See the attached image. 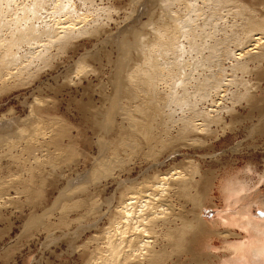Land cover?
<instances>
[{"label": "bare ground", "instance_id": "obj_1", "mask_svg": "<svg viewBox=\"0 0 264 264\" xmlns=\"http://www.w3.org/2000/svg\"><path fill=\"white\" fill-rule=\"evenodd\" d=\"M80 1L79 4L84 6L89 4L87 8L84 7L85 11L78 9L77 3ZM80 1L0 0V93L3 94L7 92L6 90L29 83L31 78L34 79L35 74L42 70L40 65L43 68L58 58L61 53L79 50L77 48L81 41L89 42L92 39L97 41L104 35L103 40L108 41L109 45H113L116 50L117 55L112 61L109 55L112 49L103 52V56L105 55L107 61L111 62L110 65L112 64L111 69L108 68L110 70L108 84L111 91L106 93L104 86L105 90L99 87L104 84H100L98 87L101 90L97 91L102 93L103 100H101L100 108L94 107L97 109L94 110L91 105L92 98L82 106L85 111L94 110L92 126L96 125L99 131L96 149L103 151L112 146L118 156L128 150L130 156L138 157L137 161L140 158L142 163L143 161H149V163L145 166L146 168L140 167L145 170L140 172L139 177H133L130 173L135 162L129 166L126 160H112L118 165L106 166L107 161L104 160L107 156H103L102 161L101 154L99 157L101 161L99 160L98 165H93L97 167L87 172L86 181L84 178L85 184L81 182L83 185L80 188H78L80 185L75 184L76 187L74 183L72 184L73 188L76 187L75 189L84 195L79 207L85 211L88 210L89 213L96 210L98 218L94 220V225L102 216H105L108 221V225L103 229L102 226L101 228L93 226L99 230L96 233L98 235L92 237L93 246L90 247L85 243L88 246L86 245L79 252V256L85 260L84 264H264V218L256 219L257 217L251 216L249 207L242 212L240 209L236 215L229 212L219 220L208 223L200 217L198 212L187 210L184 206V203L190 202L192 206L201 208L214 180L219 176H221L218 180L224 203L228 207L234 206L241 200L242 195L251 189L254 175L258 183L264 178V171L257 174L251 164H246L241 170L224 169L221 175L216 169H207L201 173L198 171L199 166H195L188 172H184V169V171L174 169L176 167L173 168L174 170L161 172L159 168L163 164L161 157L165 153L171 158L178 152L180 146L192 145L193 147L198 144L202 146L205 144V138H203L205 133L213 134V138L217 139L227 131L235 129L237 123H243L246 117L254 116V113L257 115V123L250 125V131L264 132V66L262 65L264 64V0H257V8L241 0L235 2L202 0L207 10V13L202 12L203 15H200V11L204 10L201 9V4H198L199 0H154V4L159 6L157 12H160L159 25L161 26L158 25V29L149 30L152 31L149 33L152 36H148V32L145 31V28L151 25L147 24L150 26L146 27L145 23L140 27L125 26L112 33L113 31L106 29L109 26L105 27L106 24L99 21L103 13L104 19L112 16L110 12H107L112 8H104L105 5L103 8L102 5L99 7L95 0ZM175 4L179 5L177 7L179 10L188 11L189 15L184 19L181 18L177 9V11L172 10ZM91 7L92 12L88 10ZM225 7H227L226 13L231 14L235 19L231 21L230 35H226L228 29L220 24L221 20L217 22L219 10ZM152 8L155 9V6L151 5L150 9L146 8V11H143L151 16L155 13L151 11ZM105 9L108 10L105 11ZM143 11L140 13L146 16ZM143 15L140 14V17ZM199 15L200 18L205 16L202 24L194 23ZM140 17L138 14V20ZM125 18L127 20V17ZM191 22L194 24L192 25ZM209 25L207 30L206 26ZM220 34L222 36L218 37ZM105 43L103 42V45H106ZM230 43L233 44L232 49L229 47ZM85 55L89 57V60L91 58L93 62L98 63L100 54L96 48L95 51H89ZM221 58L231 59V71L252 73L255 81L248 83L244 80L242 82L241 79L236 83L233 78L234 86H236L233 87L236 89L233 88L228 92L226 88L228 85L225 86L227 83L224 82L222 74L225 68L221 67L225 60ZM81 60L79 59L78 62ZM86 64L82 67L83 76ZM86 70H84L85 77L90 70L91 75L94 74L97 77L101 69L91 67L88 73ZM231 80L232 78L229 82ZM159 84H163L162 92L158 90ZM230 85L228 87L231 89ZM170 86H172L171 92L167 89ZM239 86H242L241 90ZM98 87L93 88L98 89ZM229 93L231 96L227 97ZM183 96L191 98L184 99ZM227 98L245 101L244 107L248 109L246 116L239 115V118V113L235 114V103H232L230 107L226 106L228 108L223 110L219 104ZM193 99L194 101H191ZM35 100L33 105H29V116L36 113L43 116L47 112L49 101L44 97L38 99L35 97ZM207 101H210L207 103L210 108L205 109L203 104ZM199 103L202 105L198 108ZM218 105L219 109H217ZM166 106L168 109L164 112ZM176 109H181L183 113L176 116V112L178 113ZM86 113L89 114V112ZM212 125L220 126L221 133L214 134ZM8 126L9 124L0 123V129L8 130ZM65 131L62 125L58 128V123L55 122L49 124L47 131L41 133L35 131L31 138H26L29 147L32 148V161L29 160V166L32 170L34 169V172L32 176L28 174L32 177V182L27 185L20 177L17 178L19 180L8 181L12 184V187L9 185L11 189L16 190L17 197L15 196L16 200H14V197L8 196V201L5 203L17 207L19 204L17 198L23 195L27 208L32 210L25 217L23 225L27 227L25 229L42 226V230L47 231L48 226L50 227L45 217L48 216L51 206L43 208L41 212L36 211V208L43 203L42 199L39 202L43 185L46 187L49 178L55 174V172L52 173L54 170L52 164L57 156L56 152L60 151L62 154L60 155L67 163L72 162L71 159L75 156V152L71 153V146H63L64 138L67 136ZM5 133L0 132V136L4 139L10 138L13 134L5 135ZM1 158L2 156L0 160ZM151 168H155V171L149 173ZM94 170H102L101 175L95 176ZM123 172L127 173L124 178ZM109 177L116 181L117 188L111 198L106 199L104 211H101V201H98L94 209L96 200L94 203L89 202V199L93 198L91 190L95 189L96 192L104 188L107 184L106 179ZM104 181L106 184H103ZM92 185L93 187L90 188ZM6 190L8 191V188ZM73 194L70 192L69 196ZM71 198L68 201L73 199ZM78 200H80L79 197ZM65 206L64 208H69L68 205ZM0 209L3 208L0 207ZM20 212L22 211L18 210V213ZM235 228L246 233L243 235L246 240L240 236L239 240L230 241L229 236L237 233ZM212 236H218L223 240L221 247H212Z\"/></svg>", "mask_w": 264, "mask_h": 264}, {"label": "rangeland", "instance_id": "obj_2", "mask_svg": "<svg viewBox=\"0 0 264 264\" xmlns=\"http://www.w3.org/2000/svg\"><path fill=\"white\" fill-rule=\"evenodd\" d=\"M78 1L80 0H77V2ZM106 1L107 0H95V3H97L99 7H101L102 5V8L104 5H105L104 8H108V9L109 7L112 8L111 9L112 11L110 9L109 11H107L108 9H105V11L110 12V15H112L110 16L111 18L109 17L108 19H104L105 15L103 11H101L103 13V14L101 13L103 16L101 15L99 18V21L102 22V24H106L105 27L109 26V27H106V29L109 30L110 32L113 31L112 33L117 32L118 29L124 28L125 26L140 27L142 26V24L145 23L147 27L150 25L152 26L155 22L157 26L154 24L155 26L153 25V27L151 26L147 27L148 31L145 28V31L148 32V36H152V34H149V33H152V31H149V30H152V28H157L161 26L159 25L160 24L159 22L161 21V19L159 18L160 12H157L159 9V6L154 4L156 0L155 1L154 0H108L107 2ZM199 1H201L202 3ZM199 1H198V4L199 5L201 4L200 5L201 9L204 10V11H200L201 12L200 15H203L202 12L207 13V10H205L206 7H204L205 5L203 3V1L205 0L203 1L199 0ZM235 1L236 0H231V2H235ZM241 1L245 4L253 5L254 7L257 8V0H241ZM149 2H151V4ZM79 3H81V1L77 3L78 5L77 7L78 9H80V11L81 9L82 11H85L86 10L85 8H87V5H89L87 4L86 6H84ZM106 4L107 5L111 4V5L107 6ZM151 5H153V7L155 6V9H156V11L153 8L151 9V11L153 10V13L155 12L154 15L149 16V14L145 12L146 16L148 15L149 17L148 18L142 13H140L144 10L145 7L150 9ZM175 5L174 7H172V10L173 9L174 11L178 10L179 15L181 14V18L184 19L189 15L188 11L185 12L183 11V9L179 10L177 8L179 7V5L178 6L177 5L175 6ZM92 7L94 6L92 5ZM92 7L88 8V10L91 12L93 10ZM146 8L144 11H146ZM225 8L219 10V14H218L219 20H217V22L219 23L221 20L222 23L220 24L226 26V29H228L226 30L227 32L226 35H230L231 34L230 33L231 24L233 20L235 19L232 17L231 14L229 15L226 13L227 7ZM222 11H223L222 13L223 15L221 14ZM137 13L139 14V17H140V14L143 15L140 17L139 20H138ZM200 15L197 17L198 19L197 21L195 20L194 23L196 24L197 22H199L198 24L203 23L204 20L202 19L205 16H202V18H200L201 17ZM135 16L137 18H135ZM152 16H154L155 18ZM221 16L224 18L221 19L220 18ZM125 17H127V20H125L126 19ZM146 19L148 20L146 21ZM154 19L158 23L154 21ZM109 20L111 21L109 22ZM150 22L153 24H151ZM194 23L191 22L192 25ZM147 24H150V25H147ZM209 27L210 25L206 26V29L209 30L208 29ZM187 29H189V27H187ZM220 36L222 35L221 34L218 35V37ZM103 39H104V35H102L101 38H99L97 41H94L93 39L89 42L81 41L80 46L77 48L79 50H75V51L71 50V51H67L66 53H61V55L58 58L53 60V62L51 61L50 63L46 64L45 67L43 68H42V65H40L41 67L40 69L42 70L38 71V73L35 74L36 76H34V79L32 77L31 78L32 80L31 81L29 80L31 83L27 82L28 84L25 83V85L18 86V88L6 90L7 92H4V93L2 92L3 94L0 93L1 94L0 95V123L9 124L8 130L10 131L9 132L8 130L4 128V129H0V132H3V134L6 132L5 135L6 134L11 135L13 133L10 136V138H6V139L0 136V156H2L0 160L1 162L0 163V178H1L0 179V189H1L0 199L4 198L3 199L4 201L2 199L0 201V205H1L0 207L3 208V209H0V212L2 213V214L0 213L2 215V217L0 216V264H84L85 260L81 256H79V252H81L82 251L81 249H83L87 244L90 247L93 246V242L91 241L92 237H94L95 235H98L96 234L97 231L99 232V230L98 229L96 230L95 227L94 229L93 226H98L99 228H101L102 226V229H103V227H106V225H108L107 224L108 221L105 216H102V218L97 221L96 225H94V220L98 218L96 210H92V212L89 213L88 210L85 211L83 208L79 207L80 201L82 200L81 198H83L84 195H81V193H79V191L75 189L77 187L76 185H80L78 188L82 187V185L85 184L84 178L86 181V178L88 175L87 172L92 171L94 167L96 168L99 160L103 158L102 159L103 161L104 157L106 156L107 157L104 160V161H107L106 166L118 165L112 160L114 161L126 160L128 161L129 166H131V164L135 162L134 166L132 165L134 168H131V173H130L133 177L135 176L139 177L140 172L145 170L146 168L145 166H147V164L149 163V161L147 162L143 161L142 163L141 160H139L140 159L139 158L138 159V161H140L139 162L140 164H139L136 159L138 157L134 158L133 155L130 156L128 150H126V152L118 156L116 155L115 149L112 146L106 150L103 149V151L96 149L98 148L96 144V139L99 136V131L96 125L92 126L94 125V122H93L94 116H92V114L94 113V110L96 108L97 109L100 108V106L102 105L101 100H103L101 96L102 95L101 91L99 92L97 91L100 88H103V86L104 88H106V93L111 91V88L109 89L110 85L108 84L109 83L108 78L110 76V70L108 68L110 67L111 69L112 64L110 65L111 62L109 63L107 59L105 58V55L103 56V52L109 51L112 49L111 53L109 54L110 59H111L110 61L115 59V56L117 55L114 46L109 45L108 41H107L108 44H106L107 43L106 40H103ZM99 41L101 44L99 43ZM103 42L104 43L106 42L105 43L106 45H103ZM229 47L232 49L233 44L230 43ZM95 48L97 51H99V54L101 57V58L100 57L98 58L97 60L98 63L96 61L93 62L91 58L89 60V57L85 55V53L89 51H95ZM81 56H83V58L85 57V59H83ZM79 59L80 60L83 59L85 61L81 60V62H78ZM221 59L225 61H223L222 66L220 63V66L225 69L227 68L226 70L224 69L222 73L223 78L225 79L224 82L227 83L225 84V86L227 85L229 86L230 84L231 85L233 84L232 86L230 85L231 89L228 86L226 87L228 89V92L233 90L234 87H236L234 86L235 85L234 81H236V83L240 82L241 79H242L241 80L242 82L244 80V81H248V83L249 82L253 83V80L255 81L254 75L252 73H241L239 71L237 72L231 71L230 70V65L232 63L231 59L229 58L228 59L221 58ZM222 60H220V62ZM86 61H87V64H86ZM106 61L107 63H109V65L106 63ZM99 63L100 64L102 63V64L100 65ZM85 64L87 66H89L88 64H90L91 65L89 66L90 68L95 67V68H98V70L101 69L99 74H101L102 76L99 74L98 75L96 74L97 75L96 77L93 73H92L93 75H91L90 73L91 70L87 66L86 68H88L90 72L88 75L86 74L87 76L85 77L84 70H86V68H84L83 70L84 76H83L81 71L83 69L82 67H84ZM97 65L100 67V69L99 67H97ZM262 65L264 66V64ZM195 67H198V66H195ZM88 69L86 70L87 73L89 71ZM225 71L227 72V75ZM64 76H68V77H64ZM101 77L103 78L99 80V78ZM229 77L232 78L231 80L232 83L231 81L229 82L230 80ZM233 78H234V81H233ZM90 83L91 85H89ZM100 84L101 85L104 84V85H102L101 87L99 86ZM93 87H98V89L93 88ZM171 87L172 86H170L167 89H169L170 91ZM104 88L103 90H105ZM38 89L40 91H38ZM241 89H242V86L240 87V90ZM158 90L162 92L163 84H159ZM188 90L191 91V89H188ZM85 91H87L89 94L86 93ZM94 92L98 95V97ZM163 95L165 96L166 94H163ZM229 95L230 93L227 95V97H229ZM87 96H89L90 98ZM35 97L37 99L40 97L41 98L44 97L45 99L49 101L47 105L48 108L46 110L47 112H45L46 114H44L43 116H39L38 113L31 114L29 116V105L31 104L33 105V103L36 101ZM165 97H167V95ZM183 97L184 99L191 98L190 96L189 97L183 96ZM89 99H91V103H92L91 105L93 106V108L94 107L96 108H94V110L92 109V111L91 110L85 111L82 104L86 103ZM228 99L229 98L223 99L222 101L220 100L222 103H220L219 105L223 107V110L230 107L232 103H235L234 104L235 111H236L235 114L239 113L238 117L239 115L246 116L248 109L244 107L245 101L235 100V99L228 100ZM191 101H194V99ZM223 101H225L226 104ZM175 102L176 101H174V103ZM209 102L210 101H207L203 104L205 109L210 108V105L207 104ZM171 104L172 103L170 102V105ZM201 105L202 104L199 103L198 108ZM219 105H218V108L216 106L215 107L219 109L220 108ZM212 108H214V106H212ZM167 109H168V106H166L165 108L166 111L164 110V112H167ZM176 110L178 111V113L176 112V116H179L181 113H183L181 109H176ZM86 112H89V114ZM84 118H86V120ZM249 120H251L252 122ZM55 122L56 124L58 123V128H59V125H62V127L65 128L66 130L65 132L67 133L66 134L67 136L64 138L63 146L65 147L71 146V149L73 151V152L71 151V153L75 152L74 155L76 157L72 155V157L74 156L73 157L74 159L71 157L72 158L71 160L73 161L72 162L70 161L71 163L69 162L70 163L69 164L63 160V156H61L62 154L60 153V151L59 152L55 151L57 156H55V158L53 159V164H52L55 171L53 170L52 173L55 172L56 175L53 174L54 176L49 178L46 187L43 185V189L41 191L42 197L39 198V202L42 199L43 203H40L42 205L41 207L39 204V207L36 208V211L41 212L43 208H48L49 206H51V210L48 212V216L45 218H46V221H48V223L50 224V227L52 226L53 228L51 227L50 229V227L48 226L47 231L45 229L42 230L41 228L42 226L38 228L32 227L30 229H25L27 228L23 226L25 223V217L29 214V211H32V210L27 208L25 200H24L25 198L23 197V195L20 196V198H17L19 200V204H17V207H14L13 204L11 205L9 203H5V201H8L7 199L9 197H12V198L14 197L13 198L14 200H16V197H17V195L15 194L16 190L15 189L13 190V188L11 189L12 184H9L8 181L9 180L11 181L13 179H14L13 181L19 180L17 178L20 177L21 180L24 179L27 185L30 182H32L31 176L33 175L32 172H34V169L32 170V167L30 168L29 166L30 164L29 160L30 162L32 161L31 160L32 148L29 147V144H28L29 142H28V139L26 138H31L32 134L35 131H40V133L47 131L49 124L51 125L52 123H55ZM256 123H257V115L254 113V116H251L250 118L246 117L243 123L242 122L240 124L237 123L236 126L238 128L236 127L235 129L233 128L234 130L232 129L231 131H227L223 135L219 136L217 139L213 138L212 136L213 134H210V135H207V133H205V135L202 134L204 135V137L202 135L201 136L205 138V141H204L205 144H203L202 146L201 144L200 145L198 144L193 147L192 145L191 146L184 145L182 147L180 146L181 148L179 147L180 149L178 148V152H176V154H173L172 155L173 157L171 158L167 157V153H165L161 157L163 164H161L159 168L161 172H165L169 169H170L169 171H171L177 168H178L177 170L184 169L185 170V171L183 170L184 172L186 171L188 172L192 170L195 166H199L200 169H198V171L199 172L201 171V173L207 169H216L218 171V174L221 175L224 169L241 170L246 164H251L253 168H255L256 173L260 174L264 171V132H260V131L257 132L255 130L250 131L252 124H256ZM64 125L67 127V129ZM212 127L214 129V132H213L214 134L221 133L220 126L216 127L212 125ZM212 127L210 129L213 131ZM92 135H96V136H92ZM76 151L79 152V154ZM69 152L70 151L68 150V154ZM98 152L100 154H98ZM102 152H105V153L103 154ZM100 155H101V158L99 159ZM190 163L192 165H190ZM94 164H97V165L93 166ZM140 167H145V168L143 169ZM152 171L154 172L155 168H151L148 172L152 173ZM29 173L31 176L28 175ZM101 173H102V170L101 171L94 170L95 176L101 175ZM115 173L116 172H114V174ZM84 175L86 177H84ZM126 175H127L126 172L122 173L123 178ZM254 176L255 177L251 181V184H252L251 189L247 193L243 194L245 197H243L242 195L243 198L241 197V200H239L238 203L234 204V206L231 205L228 207L224 203V200H223V197L220 191V183H219L220 181L218 180L220 179L221 176H219L218 179L214 180L213 186L211 190L208 192L207 198L206 200H204V205L201 206V208L198 206L195 207L194 205L192 206L190 202L184 203V206L187 210L189 209V210H193V212H198L200 217L205 219L208 223L219 220L221 217H224L229 212L235 213L234 215H236L237 211L241 209L240 211L242 212L246 210L248 207H249L248 209L251 213V216H253L254 218L257 217L256 219H262L264 218V178L260 182L257 183V180H256L257 177L256 175ZM29 177L31 179H29ZM65 180L68 184L65 182ZM106 181H107V184L105 181L103 182V184H106L107 187L104 186V188H101V190L96 191V192H95V189H92L91 192L93 193L92 194L93 198L91 197L92 199L91 198L89 199L90 200L89 202H93V203H94V200H96V203L93 206L97 205L98 201L99 202L101 201L102 202L101 211L105 210L104 205H105L106 199L111 198L112 194L117 188V183L115 180L114 181L112 180V177L107 178ZM81 182H83V184H81ZM73 183H74V186H76L75 188H73V185H72ZM92 187L93 185L90 186V188ZM2 188L4 189L2 190ZM5 188L6 189L8 188V191ZM64 190L66 192L70 191L71 194L74 193L73 194L74 197H72L73 195H71L73 199L69 196L70 192L66 193L64 192ZM65 194H67V196H65ZM76 195L80 198V200H78V197ZM61 196L62 197L64 196V197L62 198ZM69 198H71L72 200L68 201ZM20 200L22 201V203ZM55 200L57 201L55 202ZM3 203L4 205L6 204L7 206H4ZM64 204L66 206L68 205L67 207L69 208L67 209L64 208L65 206ZM73 204H74V207H73ZM93 208L95 209L96 206ZM5 210L7 212H5ZM18 210L22 212L18 213ZM236 232L237 233H234L233 235L229 236L230 241L239 240L240 236L242 238L243 235H246L244 231H240L239 229H236ZM242 239L246 240V238L244 237ZM222 243H223V240L220 237L212 236L211 238L212 247H215V248L221 247Z\"/></svg>", "mask_w": 264, "mask_h": 264}]
</instances>
